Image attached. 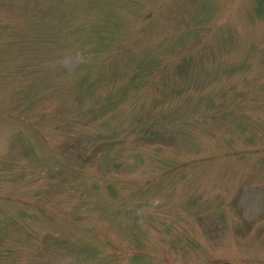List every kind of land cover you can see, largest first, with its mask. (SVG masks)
<instances>
[{
  "label": "rangeland",
  "instance_id": "rangeland-1",
  "mask_svg": "<svg viewBox=\"0 0 264 264\" xmlns=\"http://www.w3.org/2000/svg\"><path fill=\"white\" fill-rule=\"evenodd\" d=\"M0 264H264V0H0Z\"/></svg>",
  "mask_w": 264,
  "mask_h": 264
}]
</instances>
